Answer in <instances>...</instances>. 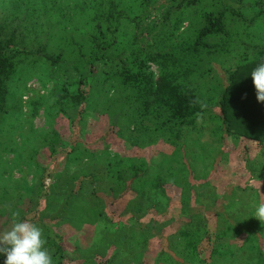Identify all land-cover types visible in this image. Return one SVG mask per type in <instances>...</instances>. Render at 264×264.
<instances>
[{"label":"trees","instance_id":"16d2710c","mask_svg":"<svg viewBox=\"0 0 264 264\" xmlns=\"http://www.w3.org/2000/svg\"><path fill=\"white\" fill-rule=\"evenodd\" d=\"M70 1L56 8L57 12L52 15L56 26L40 40L24 37L18 28L22 20L9 24L12 20L6 16L0 18V113L5 111L6 83L17 64L20 60L33 58L55 68L65 63L68 69L63 70V74L73 71L70 90L64 88L54 95L55 114L65 113L67 105L73 113L82 112L85 105L89 106L92 101L97 104L99 98L103 99L102 91L105 93L114 88L127 95L123 109L141 111L139 115L152 114L157 109L154 115L164 114L165 129L172 143L174 127L193 128L195 119L209 112L218 121L219 142L229 135L264 145V104L256 101L250 75L259 63L264 62V47L235 40L227 27L229 22L236 26L238 23L251 26L256 15L246 18L243 13L264 7V0H173L155 21L150 13L151 0ZM45 4L49 5V2ZM197 6L199 12L176 48L170 43L169 36L178 29L184 12L193 11ZM62 14L67 20L63 17L61 22ZM163 25L168 30L161 38H156ZM50 41L53 42L49 52ZM238 46L243 50L235 57ZM203 51L231 53L233 59L229 67L220 71L223 73L220 88L210 105L198 99L195 88L187 81L193 56ZM149 62L155 65L156 75L149 69ZM95 79L100 81L96 89ZM122 108L118 110L120 114ZM123 113L125 115V111ZM43 143L48 149L45 151L49 161L59 154L68 158L77 152L73 150L75 143L69 150H57L60 141L53 130L46 132L41 140ZM34 152L36 154L38 150L31 156ZM43 174V166L36 168L34 181L29 186L32 196L28 219L43 229L45 247L52 255L53 264H142V253L152 238L158 243L152 264H183L189 260L197 264H214L216 255L221 256L217 246L226 237V231L232 235L238 233L232 219H227L229 223L224 222L225 229L221 231L210 227V222L221 215L215 205L198 213L190 205V197L181 194V205L175 209L176 204L172 201L176 198L174 200L170 185L177 184L171 179L173 171L163 174L142 160L112 156L69 172L55 171L47 186L43 183ZM180 186L184 189L187 185ZM0 192L5 193V190ZM211 199L213 204L215 196ZM104 202L107 206L113 205L116 211L104 210ZM170 208L176 214L172 210L169 212ZM84 209L99 222V235L104 244L86 254L76 245L77 259H70L66 256L62 238L49 225L68 224L80 228L83 223H89L83 222ZM158 212L168 215L165 225L177 223V226L162 233L163 226H156L159 217L153 215H160ZM17 219L27 218L23 214ZM252 248L248 256L252 255ZM254 251V264H264L262 248L257 245ZM5 259L6 256L0 253V264H4Z\"/></svg>","mask_w":264,"mask_h":264},{"label":"rangeland","instance_id":"374dc122","mask_svg":"<svg viewBox=\"0 0 264 264\" xmlns=\"http://www.w3.org/2000/svg\"><path fill=\"white\" fill-rule=\"evenodd\" d=\"M172 1L151 0L152 20H157ZM205 1L203 3L206 5ZM45 2H49V5ZM70 2L0 0V18L6 16L5 18L12 20L9 24L22 20L18 28L24 37L28 40H40L55 28L56 21L52 19V15L57 12L56 8ZM199 8L197 6L193 11L184 12L185 17H182L178 29L169 36L170 43L176 48L181 42L178 40L188 34V25L195 20ZM263 10L264 7H259L252 12L244 11L246 18L256 15L251 26L227 23L235 40L242 39L264 47ZM61 16L62 22L64 15ZM64 19L67 20V17ZM231 19L230 17L229 20ZM166 30L168 27L163 25L156 38L164 35ZM51 42L53 41L49 42L47 49L49 52L52 49ZM241 50L243 48L240 46L235 49V57H238L237 52ZM193 57L187 81L195 88L198 99L210 105L220 88L223 76L220 71L232 64V55L203 51ZM59 66L61 67H50L47 63L33 58L23 59L6 83L5 111L0 113V191L5 190V193L0 192V235L10 229L13 212L19 211L20 216L24 214L27 219L31 216L28 213L32 196L29 186L34 181L36 168L44 167L43 183L47 186L55 171L69 172L78 166L104 161L112 156L128 157L152 164L163 174L173 171L171 179L177 184L170 185L174 200L176 198L172 201L176 204L175 209L181 205L182 194L186 198L190 197L189 203L198 213L205 212V208L211 205L216 206L214 208L221 215L209 224L214 231L225 229L224 222H230L227 219L233 220L238 233L232 235L229 230L226 231V237L217 246L221 256L216 255L214 264H254L255 247L258 245L264 251V222L254 217L258 206L264 203V145L229 135L219 142L218 121L209 112L196 118L193 128L174 127L175 139L172 143L168 139L164 124L166 118L161 111L158 115H154L158 112L157 109L152 114L139 115L141 111L123 109L127 95L115 91L114 88L105 93L102 91L103 99L95 100L97 104L92 101L89 106L85 105L82 112L78 110L73 113V109L67 105L64 107L65 113L55 114L52 105L54 95L64 88L70 90L69 83L73 79L70 75H74L72 70L67 73L69 77L63 74V70L68 69L65 63ZM148 66L156 75L155 65L149 62ZM94 84L96 89L100 84L99 79H95ZM120 107L122 114L118 111ZM111 120L115 123L111 124ZM48 130H53L60 141L57 150H69V146H74L75 143L73 150L77 152L68 158L59 154L49 161L45 151L48 149L44 143L41 144ZM35 150L38 152L31 156ZM184 183L187 186L182 189L180 185ZM211 194L215 196L213 204ZM105 204L104 210L107 212V208L115 210L113 205ZM171 210L174 213L171 208L169 212ZM84 211L86 214L83 222L89 223H83L80 228L68 224L49 225L62 238L66 256L70 259H77L78 251L74 250L76 245L86 254L100 249L104 244V239L99 235V222L93 220L92 213L87 209ZM159 213L160 215L153 214L159 217L156 226H163L161 232L165 234L172 231L177 223L165 225L164 220L168 215H163V212L157 214ZM253 227L257 229L252 230ZM252 231L257 232L253 234ZM157 245L156 239L152 238L148 248L142 253V264H152ZM251 247L252 255L248 256ZM183 264L197 263L189 260Z\"/></svg>","mask_w":264,"mask_h":264},{"label":"clouds","instance_id":"9594fccd","mask_svg":"<svg viewBox=\"0 0 264 264\" xmlns=\"http://www.w3.org/2000/svg\"><path fill=\"white\" fill-rule=\"evenodd\" d=\"M250 75L256 101L264 104V62ZM12 217L10 229L0 235V253L6 256L4 264H53L52 255L45 247L43 229L31 219H17L19 211L13 212ZM254 217L264 222V203L258 206Z\"/></svg>","mask_w":264,"mask_h":264}]
</instances>
